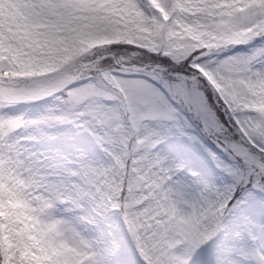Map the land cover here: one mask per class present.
Returning <instances> with one entry per match:
<instances>
[{
    "label": "clouds",
    "instance_id": "clouds-1",
    "mask_svg": "<svg viewBox=\"0 0 264 264\" xmlns=\"http://www.w3.org/2000/svg\"><path fill=\"white\" fill-rule=\"evenodd\" d=\"M174 3L160 20L145 0H87L76 10L40 11L25 22L9 0H0V28L12 50L0 48V155L11 169L0 189V221L31 245L40 264H53L78 246L73 224L94 233L96 224L77 219L85 214L111 221L122 233L135 229L151 264H179L200 243L211 248L208 264L222 258L235 264L241 252L260 251L243 225L208 243L216 235L215 218L176 201L156 166L160 136L140 97L156 75L168 80L187 73L190 90L212 92L225 118L247 129L234 141L242 159L264 157V86L258 83L264 78V15L242 13L233 0ZM197 60L213 71L214 88L189 71ZM41 116L49 136L63 123L87 132L91 148L49 162L51 154L28 141L41 135L33 123ZM216 126L223 127L218 118ZM33 159L42 161L38 182L29 179Z\"/></svg>",
    "mask_w": 264,
    "mask_h": 264
},
{
    "label": "snow or ice",
    "instance_id": "snow-or-ice-1",
    "mask_svg": "<svg viewBox=\"0 0 264 264\" xmlns=\"http://www.w3.org/2000/svg\"><path fill=\"white\" fill-rule=\"evenodd\" d=\"M9 2L25 22L36 12L55 14L59 7L76 10L87 4V0ZM177 2L182 4L183 0ZM233 2L240 5L238 11L242 13L264 15V0ZM145 6L152 10L155 19L160 20L167 18L176 4L174 0H145ZM4 40V33L0 28V48H7L11 53V48L5 45ZM189 71L197 73L209 87H215L213 71L199 60L192 63ZM21 74L12 73L14 76ZM188 78L187 73H177L168 80L156 75L151 80L150 90L143 92L140 97L148 119L156 126L160 136L156 166L167 184L172 186L171 191L177 202L192 204L198 209L197 216L204 212L215 218L216 235L209 244L216 241L221 233L226 234V237L231 235L230 229L235 225L246 226L260 245V251L250 248L241 252L235 264H251L246 259L248 256L254 258L255 264H264V183H258L255 179L258 177L264 180V176L260 175L264 173V157L242 159L244 154L239 152V146L234 141L239 136H244L247 129L238 127V120L232 116L225 118L224 113L213 104L212 92L190 90L186 85ZM196 78L191 77L193 80ZM258 83L264 86V78ZM4 87V82L0 81V90ZM3 114V109H0V115ZM217 118L223 127L217 128ZM45 119L46 117L41 116L33 121L41 135L29 137L28 141L37 140V146L51 154L49 162L58 159L59 154L77 147L91 148L87 132L77 134L63 123L54 126L59 129L55 136H49L43 125ZM260 131L264 134V122L261 123ZM35 155L39 157L41 153L36 152ZM9 164L7 158L0 155V189L7 187L6 177L11 170ZM41 164L39 159L32 160L30 180H40ZM16 179L19 183L25 182L23 177ZM7 194L9 201L13 202L14 194L10 188H7ZM50 207L55 210L56 202H51ZM77 219L96 224L94 233L87 235L73 224L72 230L78 239V246L53 264H151L143 245L135 238V229L122 233L111 221L97 222L94 216L87 214ZM193 226L197 227L195 223ZM203 239L207 240L208 236L203 235ZM210 251L211 248L203 243L198 247L193 245L186 250L187 259L179 261V264H208ZM40 259L41 257L31 253L30 244L13 235L0 221V264H40ZM218 264H226L225 259H220ZM228 264L233 262L228 261Z\"/></svg>",
    "mask_w": 264,
    "mask_h": 264
}]
</instances>
